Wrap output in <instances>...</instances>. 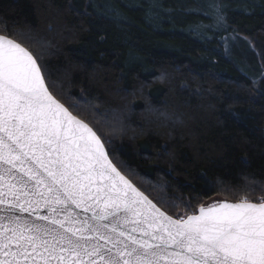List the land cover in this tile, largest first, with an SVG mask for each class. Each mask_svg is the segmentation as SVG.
<instances>
[{
  "label": "trees",
  "instance_id": "16d2710c",
  "mask_svg": "<svg viewBox=\"0 0 264 264\" xmlns=\"http://www.w3.org/2000/svg\"><path fill=\"white\" fill-rule=\"evenodd\" d=\"M216 2L225 22L210 29L209 0H0V35L174 218L264 196V77L253 84L246 60L264 66V0Z\"/></svg>",
  "mask_w": 264,
  "mask_h": 264
},
{
  "label": "snow or ice",
  "instance_id": "6c2138e0",
  "mask_svg": "<svg viewBox=\"0 0 264 264\" xmlns=\"http://www.w3.org/2000/svg\"><path fill=\"white\" fill-rule=\"evenodd\" d=\"M0 264H264V196L168 215L0 35Z\"/></svg>",
  "mask_w": 264,
  "mask_h": 264
},
{
  "label": "rangeland",
  "instance_id": "374dc122",
  "mask_svg": "<svg viewBox=\"0 0 264 264\" xmlns=\"http://www.w3.org/2000/svg\"><path fill=\"white\" fill-rule=\"evenodd\" d=\"M224 40H225L226 50L230 51L236 57L239 56V57L246 59V57H245V52H246L245 47L246 46L244 44L236 41L232 34H227ZM234 41H236V42H234ZM257 58H258V60L255 61L256 67H253L254 63H252V61L246 59L247 63H248V70L250 72L249 77H250L252 83L256 84V85L264 77V66L260 62L258 56H257ZM220 200H223V199H221L220 197L214 198L211 201H209V203H207V205L211 204L213 202H218Z\"/></svg>",
  "mask_w": 264,
  "mask_h": 264
},
{
  "label": "water",
  "instance_id": "95a60500",
  "mask_svg": "<svg viewBox=\"0 0 264 264\" xmlns=\"http://www.w3.org/2000/svg\"><path fill=\"white\" fill-rule=\"evenodd\" d=\"M23 46V45H22ZM24 47V46H23ZM78 118V117H77ZM80 119V118H79ZM220 201H226V200H220ZM220 201H218V202H220ZM228 202V201H227ZM209 205V204H208ZM207 206V205H206ZM162 210V209H161ZM163 211V210H162ZM196 211H198V209L196 210Z\"/></svg>",
  "mask_w": 264,
  "mask_h": 264
}]
</instances>
